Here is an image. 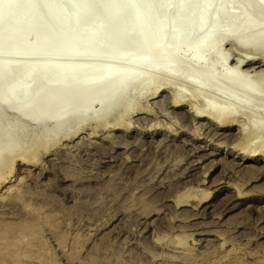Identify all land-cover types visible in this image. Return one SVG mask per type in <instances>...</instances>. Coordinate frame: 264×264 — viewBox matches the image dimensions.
<instances>
[{
    "label": "rangeland",
    "instance_id": "1",
    "mask_svg": "<svg viewBox=\"0 0 264 264\" xmlns=\"http://www.w3.org/2000/svg\"><path fill=\"white\" fill-rule=\"evenodd\" d=\"M209 2L200 6L220 11L219 23L231 6L246 13L250 23L237 19L232 32L263 30L264 9L241 0ZM205 21L211 28L210 14ZM227 37L220 31L213 35L214 51L197 64L182 47L175 56V84L189 92L180 77L198 74L209 64L215 73H239L241 81L251 83L234 64L264 48L240 46ZM50 54L27 49L0 57L45 60ZM137 56L148 58L128 50L117 65L125 73L134 70L143 81L150 73L129 65ZM92 59L109 60L103 55ZM141 81L131 89L124 80L109 106L100 109L93 103L75 127H70L74 118L37 125L16 108L0 106V160L6 159L0 167V232L9 228L14 236L0 238V264H264V153H241L234 139L240 127H217L194 117L186 105H173L171 92ZM260 92L262 98L240 97L264 126ZM210 93L202 96L220 103ZM123 98L128 110L115 124L110 118ZM34 134L48 141L31 152L28 162L13 159L20 149L30 148Z\"/></svg>",
    "mask_w": 264,
    "mask_h": 264
},
{
    "label": "bare ground",
    "instance_id": "2",
    "mask_svg": "<svg viewBox=\"0 0 264 264\" xmlns=\"http://www.w3.org/2000/svg\"><path fill=\"white\" fill-rule=\"evenodd\" d=\"M202 1L177 0L173 14L169 15L166 11L172 0H0V53L27 49L52 53L45 60L0 57V93L3 94L0 106L16 108L20 116L37 125L49 119L57 124L74 118L70 127H75L83 122L93 103L100 109L109 106L111 96L124 80L130 82L131 89L141 81L134 70L125 73L117 65L128 50H134L148 54L146 60L137 56L129 63L132 69L150 73L141 82L156 84V89L162 86L172 93L174 106L186 105L194 117L206 118L217 127L237 125L241 128V133L234 135V139H238V150L244 149L241 153L255 156L263 154L264 126L255 122L249 103L240 96L262 98L264 67L260 66L264 65V49L260 54L248 53L234 64L251 83L241 81L239 73L234 76L227 71L215 73L213 64L198 74L180 77V83L187 85L189 92L174 82L178 51L184 47L192 54L190 62L201 63L214 51L216 45L211 37L219 31L227 34L234 44L264 48V22L260 32L246 33L243 29L232 32L235 20L250 23L246 13L231 6L226 12V21L219 23L220 11L203 8ZM241 1L264 9V0ZM208 14L212 16L211 28L205 21ZM96 18L99 22L94 24ZM205 36L208 40L201 43ZM55 53H59V57L53 56ZM65 54L89 58L80 62L63 61L60 57ZM102 55L109 60L98 63L92 59ZM225 88L234 93L227 95ZM205 90L220 97V103L205 100L202 96ZM126 104L127 99L123 98L110 118L113 123L122 122L128 110ZM260 136L263 137L260 143L248 147ZM34 137L27 151L20 149L12 158L19 156V160L28 162L31 152L48 141L46 137L38 138L37 134ZM5 160H0L1 168ZM0 238L12 240L11 229L1 231Z\"/></svg>",
    "mask_w": 264,
    "mask_h": 264
}]
</instances>
